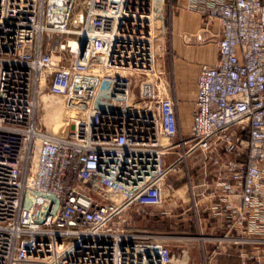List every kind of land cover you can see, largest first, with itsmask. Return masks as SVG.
I'll use <instances>...</instances> for the list:
<instances>
[{"label": "built area", "instance_id": "built-area-1", "mask_svg": "<svg viewBox=\"0 0 264 264\" xmlns=\"http://www.w3.org/2000/svg\"><path fill=\"white\" fill-rule=\"evenodd\" d=\"M161 1L0 0V264L183 262L136 230L150 208L188 212L211 253L264 264V0H185L204 31L219 25L187 132L156 77ZM77 79L87 115L41 125L44 98Z\"/></svg>", "mask_w": 264, "mask_h": 264}, {"label": "rangeland", "instance_id": "rangeland-1", "mask_svg": "<svg viewBox=\"0 0 264 264\" xmlns=\"http://www.w3.org/2000/svg\"><path fill=\"white\" fill-rule=\"evenodd\" d=\"M185 0H164L163 8L159 15L158 25L156 24V38L154 41V52L156 55V65H157V73L156 77H160L163 82H166L168 85L170 92H178L179 96L184 100L188 101V103L192 102L194 98L195 92V76H196V69L195 67L191 68L188 67L186 71H184V75H173L172 71V63L171 60L174 58V39L179 40L182 45L188 47L190 45H197L201 41V33L200 31H179L178 27V19H175L179 12L184 7ZM70 37V36H67ZM67 40V38H66ZM65 40V41H66ZM64 41V42H65ZM211 47V55L215 54L216 46L214 44L209 45ZM186 74V75H185ZM82 88V87H80ZM74 95L77 93H70L67 96H54L49 99L45 98L44 102L40 105L38 109V116L41 122V125L44 127H49L51 129L57 128L58 130H69L72 128V122L70 120L71 114V106L70 109H63L66 104L70 100H73ZM81 96V95H79ZM63 109V110H62ZM187 109V110H186ZM189 107L183 109V113L180 114V125L181 130L183 132L188 131V125L190 124V112L188 111ZM51 116H59L62 118V124L60 126L55 127V122L51 119ZM158 208H150L149 212L144 215V222L139 223V219L135 218V226L140 224L141 226L145 227L146 229H158L164 231H170V226L167 223V218L162 216L163 219L161 220L158 218ZM174 214V212H172ZM161 220V221H160ZM158 222V223H157ZM159 222L162 223L161 228L159 227ZM171 229L173 232H181L186 231V229L180 225H174ZM185 229V230H184ZM196 234L198 232L195 231ZM185 235L180 234V237H184ZM198 236V235H197ZM175 245L174 252L177 253V242H173ZM179 263V260H177ZM192 263V262H191ZM181 264V262L179 263ZM182 264H190L189 258L185 255Z\"/></svg>", "mask_w": 264, "mask_h": 264}, {"label": "crops", "instance_id": "crops-1", "mask_svg": "<svg viewBox=\"0 0 264 264\" xmlns=\"http://www.w3.org/2000/svg\"><path fill=\"white\" fill-rule=\"evenodd\" d=\"M178 19V27L177 29L179 31H200L201 33V41L200 43H197V45H190L188 47L182 45V43L179 40L174 39V58H172V71L173 75H184V71L187 70L188 67H195L196 74L198 71V65L201 63H208L213 64L217 59V48L215 51V54L211 55V47L210 44H215L214 37L217 36L219 33V25L217 21L213 22L211 25L208 26L207 31H204V17L202 14L183 9L179 12L178 16L175 18ZM186 75V74H185ZM174 98L178 102V115L180 119V114L183 113V109L189 107V112H191L192 106H193V99L191 103H188V101H184L180 96L179 93L174 91L172 93ZM187 110V109H186ZM158 218L161 220L163 219L162 216H165L167 218V223L169 224L170 231H164L158 229H146L145 227L141 226L140 224H137L136 230L141 232H149L153 234H157L160 236H168L164 241H166L173 249L175 248V245L173 242H177L178 245L176 246L178 251L185 252L186 255L189 258L190 264H237L238 263V257L236 255V248L231 245H222L219 247V251L216 253H211V249L213 248V245L211 243H208L205 240L197 239L192 236H197L198 234L195 233L198 232L196 223L194 219L190 216V214L187 212L185 215H179L178 213H167L162 214L160 210L158 211ZM139 223L144 222V216L138 218ZM160 220V221H161ZM158 223V222H157ZM174 225H180L186 229V231L181 232H173L171 229L176 228ZM162 223L159 222V227L161 228ZM184 229V230H185ZM182 234L185 235L184 237H180L178 239V236ZM192 237V238H191ZM211 253V254H210ZM205 255L208 256V262L203 261ZM178 261H174L173 264H179ZM192 262V263H191ZM182 263V262H181Z\"/></svg>", "mask_w": 264, "mask_h": 264}, {"label": "bare ground", "instance_id": "bare-ground-1", "mask_svg": "<svg viewBox=\"0 0 264 264\" xmlns=\"http://www.w3.org/2000/svg\"><path fill=\"white\" fill-rule=\"evenodd\" d=\"M157 2L161 3L162 1L161 0H157ZM155 20L157 21V25H158V21H159V15H157V13L155 14ZM156 28V27H155ZM158 29V28H157ZM156 29V30H157ZM158 32V31H156ZM69 50V49H68ZM54 56H58L59 55V52H54L53 54ZM76 86L74 88V90L72 91V93H77V95H74V98L73 100H70L68 102V104H66L64 106L63 109H70L69 106L72 107V110H71V116L75 118V120H77L78 118H83L87 115L88 111H87V101L82 97L81 95V92H80V88L79 86H83L84 84H82V81L80 79H77V82H76ZM81 95V96H79ZM55 95H47L45 98L49 99L51 97H54ZM61 96V95H60ZM44 98V99H45ZM62 109V110H63ZM51 119H53V122H55V127L56 126H60L62 124V118L59 117V116H51ZM183 189H181L180 191L176 192L174 195H171L169 196L166 201H165V205L168 204V202H171V201H179L180 198L182 197V192Z\"/></svg>", "mask_w": 264, "mask_h": 264}]
</instances>
